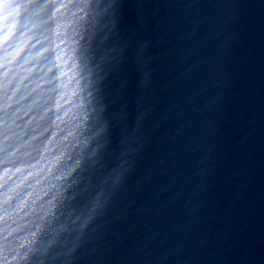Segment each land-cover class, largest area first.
<instances>
[{"label":"water","instance_id":"water-1","mask_svg":"<svg viewBox=\"0 0 264 264\" xmlns=\"http://www.w3.org/2000/svg\"><path fill=\"white\" fill-rule=\"evenodd\" d=\"M172 1L0 0V264H54L114 153Z\"/></svg>","mask_w":264,"mask_h":264},{"label":"snow or ice","instance_id":"snow-or-ice-1","mask_svg":"<svg viewBox=\"0 0 264 264\" xmlns=\"http://www.w3.org/2000/svg\"><path fill=\"white\" fill-rule=\"evenodd\" d=\"M87 211L89 212V216H88V218L84 221V223H83V225H82V228H81L82 231H83V230H86L88 224L90 223V220H91V218H92V217H91V213L95 211V208H94V207H90ZM78 220H79V217L77 218V221H78ZM64 233H65V230L62 229V230H61V235H59L58 238H54L53 241H52V243L55 245V244L58 243V240H59V242H62V241H63V238H64Z\"/></svg>","mask_w":264,"mask_h":264}]
</instances>
